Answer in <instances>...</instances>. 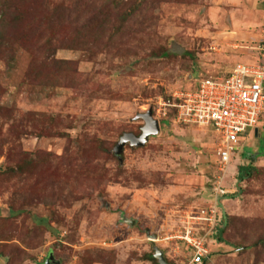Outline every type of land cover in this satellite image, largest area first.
I'll use <instances>...</instances> for the list:
<instances>
[{
    "label": "rangeland",
    "instance_id": "obj_1",
    "mask_svg": "<svg viewBox=\"0 0 264 264\" xmlns=\"http://www.w3.org/2000/svg\"><path fill=\"white\" fill-rule=\"evenodd\" d=\"M13 7L48 25L26 47L13 37L25 23L1 28L12 45L0 59V264H159L155 248L191 264L166 239L213 204L218 138L161 104L264 62V0H0V20ZM50 53L60 73L29 78ZM156 123L145 146L116 153ZM258 129L237 148L225 243L211 240L207 264H264V117ZM249 164L261 173L240 185Z\"/></svg>",
    "mask_w": 264,
    "mask_h": 264
},
{
    "label": "built area",
    "instance_id": "obj_2",
    "mask_svg": "<svg viewBox=\"0 0 264 264\" xmlns=\"http://www.w3.org/2000/svg\"><path fill=\"white\" fill-rule=\"evenodd\" d=\"M161 105L165 111H175L177 125L209 129L218 138L213 204L186 216L179 234L166 239L185 244L192 255L191 264H207L211 260L209 243L223 219L219 208L229 192L226 178L237 148L248 131L258 133L264 117V62L238 63L228 77L203 80L198 87L176 92Z\"/></svg>",
    "mask_w": 264,
    "mask_h": 264
},
{
    "label": "trees",
    "instance_id": "obj_3",
    "mask_svg": "<svg viewBox=\"0 0 264 264\" xmlns=\"http://www.w3.org/2000/svg\"><path fill=\"white\" fill-rule=\"evenodd\" d=\"M11 10L16 14H10L9 20L5 19L4 16L0 20V59L5 57V55L7 54V51L10 50V48H8V46L12 45L11 44L12 40H10V38H8V37H5V34H4V32H2L1 28L14 26L15 22H18V21L21 24L25 23L24 28H21V31L19 32V34H16L13 37L15 38L14 42L16 45L18 44V45H22L23 47H26V44L28 41L26 39V33L27 32H29V33L39 32L41 34L42 29L48 25V19L43 18V17L35 18L34 20H32V22L27 24L26 23L28 20L27 18H28V15H30V14H26L24 11L16 9L15 7H13ZM53 57H54V54H52V53H50L49 55L44 57L42 59L43 62H41L40 65H37L41 68V70H38L37 73L35 72L37 69L36 70L34 69L33 72L32 71L29 72L30 73L29 78L37 79L35 74L40 75L42 73V67H45V66L55 67L54 69L57 70V72L54 73L55 75L60 73V65H62V63L61 64L58 62L56 63V60H54ZM12 59L13 58H11V60ZM55 64H56V66H55ZM33 68H34V66H32V69ZM231 72H229L227 75H225V77H228ZM174 115H175V111H174ZM129 134H133L137 137H141L143 135V132L140 131L139 133H136V134L135 133H129ZM124 135H126V134H124ZM260 173H261V170L258 167H256L254 164H249L247 166H241L238 168V176H237L238 183L241 185L247 181L253 180L257 175H260ZM228 221H229V217L226 215H223V219H222V222L220 224V227L218 228L216 234L212 237V240L217 241L219 244L225 243L224 236L226 233V227L229 223ZM211 256H213V254H211ZM152 260L157 262V260H155L154 258H152Z\"/></svg>",
    "mask_w": 264,
    "mask_h": 264
},
{
    "label": "water",
    "instance_id": "obj_4",
    "mask_svg": "<svg viewBox=\"0 0 264 264\" xmlns=\"http://www.w3.org/2000/svg\"><path fill=\"white\" fill-rule=\"evenodd\" d=\"M160 130H161L160 125L156 123V127L153 130L149 131L148 133L143 134L141 137L135 138L134 137L135 135L133 136V134H128L129 136L124 138V140L122 142H120V144L118 145V147L116 149V153L118 155H120L123 152L124 147L127 145V141H129L131 139L134 140L132 143L133 145H135L137 147L145 146L149 142V139L152 136H156V135L160 134ZM253 161H255L254 158H253ZM129 224L132 226L135 225V223H132V222H130ZM154 240H156V238H154ZM154 257L159 262V264H169L167 262V259L164 256V253L158 248H155ZM54 263H55L54 256L52 254H50L48 259L46 260L45 264H54Z\"/></svg>",
    "mask_w": 264,
    "mask_h": 264
},
{
    "label": "crops",
    "instance_id": "obj_5",
    "mask_svg": "<svg viewBox=\"0 0 264 264\" xmlns=\"http://www.w3.org/2000/svg\"><path fill=\"white\" fill-rule=\"evenodd\" d=\"M230 72V71H229Z\"/></svg>",
    "mask_w": 264,
    "mask_h": 264
}]
</instances>
